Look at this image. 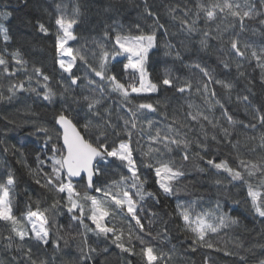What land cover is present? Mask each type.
Wrapping results in <instances>:
<instances>
[{"label":"snow or ice","instance_id":"snow-or-ice-1","mask_svg":"<svg viewBox=\"0 0 264 264\" xmlns=\"http://www.w3.org/2000/svg\"><path fill=\"white\" fill-rule=\"evenodd\" d=\"M21 2L24 7L30 6V0ZM81 6L87 11L88 0L74 9L71 18L61 13L54 20L55 31L51 34L56 71L60 73L59 93L50 86V76L35 66L32 72L42 91L32 86L31 75L15 79L28 63L19 49L7 51L9 28L3 22L11 12L6 5L0 6V43L5 45L0 49V76L8 80L7 95L0 89V101L11 102L19 93H30L56 105V97L60 96L51 126L40 124L30 133H42L44 139L43 146L34 149L35 168L18 161L24 162L38 186L33 190L36 198L28 197L26 212L18 215L14 211L15 174L9 170L0 178V227L7 230L0 236V245L15 252L9 264H49L40 253L50 248L53 252L60 250L64 239L60 233L65 225L58 218L62 216L81 237L78 264H91L97 252L88 244V233L104 237L129 257L138 256L141 264H170L175 249L165 252L147 240H167V229L154 233L157 213H141L146 202L158 205L161 196H176L179 182L186 175L183 162L190 160L204 162V166L197 165L200 173L214 170L210 178L214 196L208 198L207 205L201 204L200 210L196 201H176L178 226L191 239L189 249L221 251L212 237L240 224V195L253 224L261 225L264 235V46L253 47L241 40L243 33L255 32L256 27L264 33V0H179L167 8L168 16L179 21L178 26H171L179 33V47L167 39L175 33L161 23L155 4L142 0V15L146 21L150 18V30L145 31L140 23L127 30L121 25L112 26L111 31L105 27L102 40L94 41L92 63L86 52L70 45L78 38L74 29L81 22ZM98 11L103 14L119 9L106 4ZM36 27L44 36L50 35L45 23L37 21ZM161 43L166 56L195 70V79L182 80L169 71L153 76L150 53L155 55ZM210 48L219 53V72L200 55ZM189 50L192 55L186 59ZM78 61L85 69L83 85ZM246 65L259 70V100L253 80L246 75ZM240 78L244 84L234 94ZM81 88L91 94L81 95ZM169 91L187 105V110L181 105L179 114L174 112L170 120L166 112L160 111L170 99ZM113 93L118 100L115 109L104 104ZM194 95L202 104L191 100ZM232 104L243 106L244 119L230 110ZM238 127L258 141L248 156L241 155L240 142L233 138ZM222 144L230 148L227 155H218ZM2 151L7 153L9 147L4 146ZM174 151L175 157L165 158ZM228 156H233L231 162ZM177 158L181 163L176 162ZM150 179L155 190L146 188ZM233 192L236 197L230 195ZM49 194L51 201L47 202ZM67 243L64 240L65 246ZM253 248L261 250L256 264H264V242L245 251L252 252ZM224 254L238 256V264H250L245 255L227 249Z\"/></svg>","mask_w":264,"mask_h":264},{"label":"trees","instance_id":"trees-1","mask_svg":"<svg viewBox=\"0 0 264 264\" xmlns=\"http://www.w3.org/2000/svg\"><path fill=\"white\" fill-rule=\"evenodd\" d=\"M178 2L179 0H149L150 4H155L157 14L161 17V23H164L166 27H170V31L175 33V35H170L167 39L173 44H176L177 47L180 46L177 43L179 33L176 27L171 26H178L179 21H174L168 16L167 8ZM84 3L85 0H30V6L24 7L21 0H0V6L6 5L7 10L11 12V16L3 22L4 26L9 28L10 42L7 45V51L11 52L19 49L23 58L28 63L27 69L23 72H17L15 79H26L28 75H31L33 76L32 86L42 91L36 83L35 74L32 72V67L35 66L50 76L49 83L54 90L58 93L62 90L59 83L60 73L56 71L54 61V37L51 34L55 31L54 20L61 13L66 18H71L74 9ZM88 4L89 8L87 11L82 6L80 8L81 22L74 29L78 38L76 41H72L70 45L74 48H79L82 52H86L89 63L93 62L92 51L96 50L94 41L102 40L103 29L105 27H108L109 31H111L112 26L121 25L127 30L134 23H140L145 31L150 30V18L146 21L142 15V0H88ZM106 4L115 5L119 11H110L101 14L98 9ZM37 21L45 23L49 27V36H44L38 31L36 27ZM217 23H220V26L224 27L222 22L218 21ZM200 24L203 26V21H200ZM253 27H256L254 22ZM228 34L225 33L226 36ZM157 35L159 38L160 32ZM241 40L258 48L264 46V33H261L259 28L256 27L255 32L249 30L243 33ZM4 47L5 45L0 43V49H4ZM165 51L166 49L161 43L159 50H154L156 52L155 55L150 53L149 70L153 72L154 77L165 71H169L182 80L186 78L195 79L193 75L195 70L181 66L178 61L173 60L172 56H166L164 54ZM190 55H192L191 50L185 53V58L187 59ZM200 55L207 57L209 63L219 72L218 52L210 48L206 52L200 53ZM77 67H80L79 61ZM75 71L76 69H74ZM233 73H235L234 66ZM84 74L85 69L80 67L79 75L81 76L80 83L82 85L85 83ZM246 75L248 79L253 80V90L256 93L257 100H259V70L256 69L254 71L253 65H246ZM89 78L92 77L90 76ZM95 79L99 81V78ZM243 84L244 79L240 78L236 82V88L233 89V93L235 94L239 91ZM7 86L8 80L0 76V89L5 91V95H7ZM79 91L81 95L91 94L87 88H81ZM105 91L107 90L105 89ZM167 95L170 99L163 104L160 111L162 113L166 112L170 120L174 112L179 114L181 105H184L183 110H187V105L183 100L178 98V95L173 94L171 91ZM191 100L196 104H202L198 96H192ZM56 101V105H49L48 102L42 100V97H37L35 94L30 93H19L18 97L11 102L8 100L0 101V178H3L4 173L9 170L15 174L17 185L13 203L14 211L18 215L27 211L28 197L31 195L34 200L36 198V192L33 190L38 187L35 185L24 162L32 168H35V164L33 163L35 159L34 149L43 146L44 139L42 133H35L34 135H30V133H33L35 128L40 124L51 126L55 115L54 107L58 106L60 101L59 95H57ZM104 104L115 109L118 104L115 94L113 93L111 96H108L104 100ZM230 110L236 111L241 119L245 118L243 106L232 104L230 105ZM159 119L162 121L163 117L161 116ZM221 123L224 122L221 121ZM191 134L195 135V133ZM249 136L250 134L241 132L239 127L233 131V138L238 139L240 142L239 151L241 155L248 156L251 147L258 142L250 139ZM4 146L9 147L7 153L2 151ZM146 149L147 146H145ZM229 151L230 148L222 144L219 146L218 155H227ZM136 155H139V153ZM168 156L175 157V151L170 154H165V158ZM228 158L231 162L233 156H228ZM22 160L24 162H18ZM176 162L178 164L181 163L178 158ZM183 163L186 175L179 182L180 191H178L176 196L168 199L161 196V204L158 205L154 202H146L147 206L144 212L141 213V215H147L151 212L157 213L152 229L154 233H162L165 228L167 229V240L147 238L148 242L155 248L162 249L165 252H170L174 248L175 251L172 253V261L170 264H238V256L225 255V249L233 253L245 255L250 261V264H256L260 258L261 250L258 248H253L252 252H246L245 250L256 245L258 242H264V235L261 234L262 226L253 224L248 210L243 205L242 195L238 197L241 199V205L238 209L240 224L212 237L213 243L221 251L198 248L197 251L192 252L189 249L191 239L178 226L179 220L175 213L176 201H196L197 210H200L201 204L207 205L209 203L208 198L214 196V186L210 184V178L214 170L200 173L197 170V165L204 166L203 161L190 160ZM146 188L148 190H155L151 179L146 185ZM230 195L236 197L237 193L233 192ZM50 201L51 194L47 196V202ZM44 206L45 203L42 202L41 207ZM229 206H231V202H229ZM35 207L36 205L33 203L32 208L35 209ZM58 219L60 224L65 225L63 231L60 233L64 237L60 241V250L53 252L50 248L47 252L41 251L40 255L48 258L49 264H78L81 237L76 235V227L69 228L67 226L66 217L62 216ZM86 223H90V221H86ZM54 233L55 229H53ZM6 234L7 230L0 227V236ZM87 235L88 244L97 249V252L93 255L91 264H128L129 260H131V264H141L138 256L129 257L127 254L121 253L115 245L105 240L104 237H96L92 233H88ZM64 240H67V246H65ZM238 245H242V247H238ZM105 248L108 249L107 252L104 251ZM14 254V251L6 250L0 245V264H9V260Z\"/></svg>","mask_w":264,"mask_h":264},{"label":"rangeland","instance_id":"rangeland-1","mask_svg":"<svg viewBox=\"0 0 264 264\" xmlns=\"http://www.w3.org/2000/svg\"><path fill=\"white\" fill-rule=\"evenodd\" d=\"M72 41H70V44H71Z\"/></svg>","mask_w":264,"mask_h":264}]
</instances>
